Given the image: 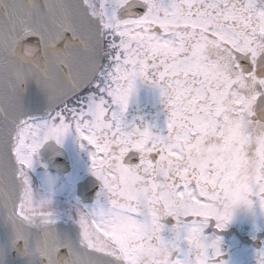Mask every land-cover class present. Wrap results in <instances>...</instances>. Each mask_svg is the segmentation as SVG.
<instances>
[{
    "label": "snow or ice",
    "instance_id": "snow-or-ice-1",
    "mask_svg": "<svg viewBox=\"0 0 264 264\" xmlns=\"http://www.w3.org/2000/svg\"><path fill=\"white\" fill-rule=\"evenodd\" d=\"M228 183L264 209V0H0V264H218Z\"/></svg>",
    "mask_w": 264,
    "mask_h": 264
},
{
    "label": "flooded vegetation",
    "instance_id": "flooded-vegetation-1",
    "mask_svg": "<svg viewBox=\"0 0 264 264\" xmlns=\"http://www.w3.org/2000/svg\"><path fill=\"white\" fill-rule=\"evenodd\" d=\"M216 235L221 249L218 264H257L256 253L264 248V224L259 226V219L236 218Z\"/></svg>",
    "mask_w": 264,
    "mask_h": 264
},
{
    "label": "clouds",
    "instance_id": "clouds-1",
    "mask_svg": "<svg viewBox=\"0 0 264 264\" xmlns=\"http://www.w3.org/2000/svg\"><path fill=\"white\" fill-rule=\"evenodd\" d=\"M23 56L31 58L34 54L29 46L23 51ZM124 195L126 198H136L144 195L143 185L136 180L134 176H128L124 184ZM217 214L221 218L233 221L236 218H248L259 212L264 215V209H261L253 198V194L236 183L226 184L216 202Z\"/></svg>",
    "mask_w": 264,
    "mask_h": 264
},
{
    "label": "rangeland",
    "instance_id": "rangeland-1",
    "mask_svg": "<svg viewBox=\"0 0 264 264\" xmlns=\"http://www.w3.org/2000/svg\"><path fill=\"white\" fill-rule=\"evenodd\" d=\"M252 219L254 220H258L259 219V226H263L264 224V215H262L260 212L258 213V211L256 212V214L254 216H251ZM263 222V223H262ZM250 257V256H249ZM253 258L250 257L249 260H252Z\"/></svg>",
    "mask_w": 264,
    "mask_h": 264
},
{
    "label": "water",
    "instance_id": "water-1",
    "mask_svg": "<svg viewBox=\"0 0 264 264\" xmlns=\"http://www.w3.org/2000/svg\"><path fill=\"white\" fill-rule=\"evenodd\" d=\"M35 40H36L35 37H30V38H28V40L25 41V42H26V43H32V42H34Z\"/></svg>",
    "mask_w": 264,
    "mask_h": 264
}]
</instances>
